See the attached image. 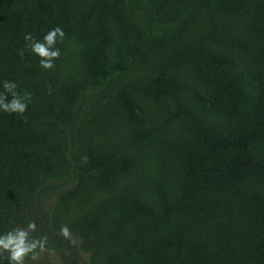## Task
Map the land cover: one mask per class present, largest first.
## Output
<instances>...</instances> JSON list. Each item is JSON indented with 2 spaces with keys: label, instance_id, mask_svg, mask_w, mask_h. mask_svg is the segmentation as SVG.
<instances>
[{
  "label": "trees",
  "instance_id": "trees-1",
  "mask_svg": "<svg viewBox=\"0 0 264 264\" xmlns=\"http://www.w3.org/2000/svg\"><path fill=\"white\" fill-rule=\"evenodd\" d=\"M55 26L52 69L18 54ZM4 80L31 103L0 112V230L52 249L27 264H264V0H0Z\"/></svg>",
  "mask_w": 264,
  "mask_h": 264
},
{
  "label": "clouds",
  "instance_id": "clouds-1",
  "mask_svg": "<svg viewBox=\"0 0 264 264\" xmlns=\"http://www.w3.org/2000/svg\"><path fill=\"white\" fill-rule=\"evenodd\" d=\"M25 45L18 50L23 57L25 51H30L38 57V63L43 69H52L56 60L62 55L58 44L63 43L65 32L60 26L49 28L37 39L32 32L23 34ZM18 84L14 80L0 82V112L7 114L22 115L31 103V93L28 91H17ZM37 224L28 220L25 226H17L7 230H0V264H27L28 259H35L39 253L51 252L48 248V237L46 235L34 236ZM62 237L72 240V232L67 224H62L59 229ZM6 254V256H5Z\"/></svg>",
  "mask_w": 264,
  "mask_h": 264
}]
</instances>
